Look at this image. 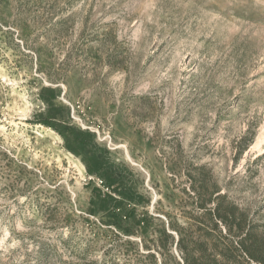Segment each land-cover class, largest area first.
I'll return each instance as SVG.
<instances>
[{"label":"rangeland","instance_id":"1","mask_svg":"<svg viewBox=\"0 0 264 264\" xmlns=\"http://www.w3.org/2000/svg\"><path fill=\"white\" fill-rule=\"evenodd\" d=\"M0 127V264H264V0H0Z\"/></svg>","mask_w":264,"mask_h":264},{"label":"bare ground","instance_id":"2","mask_svg":"<svg viewBox=\"0 0 264 264\" xmlns=\"http://www.w3.org/2000/svg\"><path fill=\"white\" fill-rule=\"evenodd\" d=\"M1 74H3V73H1ZM3 78V77H2ZM5 79V78H4ZM14 94H16L17 96H18V98L20 99V101L22 102V106L21 107H24V105H26L27 104V102L25 101V99H24V95H22V94H19L18 92H16V91H14L13 92ZM28 106V105H27ZM27 106H25L24 108H23V112H25V111H27L28 110V107ZM21 109L22 108H20L19 107V111H21ZM22 112V113H23ZM12 125H13V127L14 128H18V124H16V123H14V122H12L11 123ZM0 129L1 130H4V127H0ZM43 130L41 131V132H38V131H36L35 132V134H36V136L38 137V138H49L50 139V141H53V142H55V141H60L61 140V138L55 133V132H53L51 129H44V128H42ZM3 132V131H2ZM23 137V136H22ZM55 144V143H54ZM124 148V147H123ZM126 154H127V152H126ZM76 167L79 169V171L80 172H82L83 171V166L79 163H77L76 164Z\"/></svg>","mask_w":264,"mask_h":264},{"label":"trees","instance_id":"3","mask_svg":"<svg viewBox=\"0 0 264 264\" xmlns=\"http://www.w3.org/2000/svg\"><path fill=\"white\" fill-rule=\"evenodd\" d=\"M46 124V123H45ZM48 125V124H46ZM56 132V130H54ZM60 134V133H59ZM61 135V134H60ZM179 243H180V240H179ZM184 264H187L186 260H184Z\"/></svg>","mask_w":264,"mask_h":264}]
</instances>
